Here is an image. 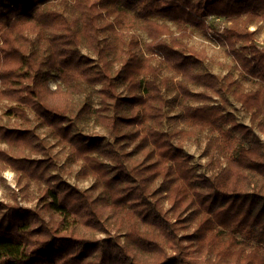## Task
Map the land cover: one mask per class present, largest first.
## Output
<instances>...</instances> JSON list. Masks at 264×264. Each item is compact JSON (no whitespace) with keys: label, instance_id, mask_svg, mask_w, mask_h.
Returning a JSON list of instances; mask_svg holds the SVG:
<instances>
[{"label":"trees","instance_id":"16d2710c","mask_svg":"<svg viewBox=\"0 0 264 264\" xmlns=\"http://www.w3.org/2000/svg\"><path fill=\"white\" fill-rule=\"evenodd\" d=\"M258 23L264 0H0V171L36 200L0 201V264H264ZM200 137L208 172L184 148Z\"/></svg>","mask_w":264,"mask_h":264},{"label":"rangeland","instance_id":"374dc122","mask_svg":"<svg viewBox=\"0 0 264 264\" xmlns=\"http://www.w3.org/2000/svg\"><path fill=\"white\" fill-rule=\"evenodd\" d=\"M219 20H214V23H219ZM250 29L256 30V39L260 44L264 46V26L262 24H252ZM140 39L145 40V35L140 32ZM190 44L197 49H203L206 52L205 67L211 72L224 74L229 70V66L232 64L231 57L225 52V47L218 43L213 35H204L199 30H194L190 38ZM51 85H54L51 83ZM229 110H231L236 116L237 120L244 124H249V116L231 98ZM1 112V109H0ZM173 114V113H172ZM3 122L7 125H13V119L3 117ZM35 124V122H33ZM82 128L92 136L101 134V130L94 126L90 121L83 122ZM39 132L44 135L43 129L39 128ZM264 141V136L261 135ZM200 145L194 142L188 141L185 143V151L193 156V161L198 164L199 169L208 172L206 166V159L202 157V150L204 147V138L200 137ZM52 142V141H51ZM6 148L5 144H0ZM53 153L56 155L59 164L64 166L65 172H61L62 177L67 183L75 185L80 188L90 187L93 183L92 178L85 179L78 176L77 170L79 166L77 164H68L66 161V153L59 147H53ZM15 192V193H13ZM30 192L27 193L26 198L21 197V194L17 188L16 175L9 167H5L0 171V201L4 203L13 204V195H16V202L21 206H34L36 200H30ZM166 206V205H165Z\"/></svg>","mask_w":264,"mask_h":264}]
</instances>
